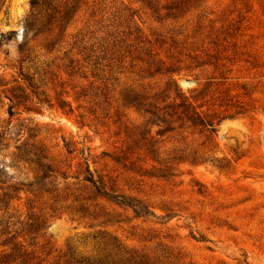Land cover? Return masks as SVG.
<instances>
[{
    "label": "rangeland",
    "instance_id": "374dc122",
    "mask_svg": "<svg viewBox=\"0 0 264 264\" xmlns=\"http://www.w3.org/2000/svg\"><path fill=\"white\" fill-rule=\"evenodd\" d=\"M0 264H264V0H0Z\"/></svg>",
    "mask_w": 264,
    "mask_h": 264
},
{
    "label": "trees",
    "instance_id": "16d2710c",
    "mask_svg": "<svg viewBox=\"0 0 264 264\" xmlns=\"http://www.w3.org/2000/svg\"><path fill=\"white\" fill-rule=\"evenodd\" d=\"M39 1H40V0H30V4H31V6H36V5L39 4ZM66 16H67V15H66ZM28 26H30V25L27 24V25H26V29H28ZM144 110H145L146 113H148V114H150V115H154V111H153L152 109L148 108V109H144ZM167 114L170 115V114H173V113H172V112H169V113H167ZM39 165H40L41 167H43V168H46L47 171H51V170L49 169V166H48V165H44V164L42 165V164H40V163H39ZM86 172L88 173V175L91 174L90 171H89V168H88V167H86ZM84 179L87 180V181H89V182H92V183H93V181H91V180L89 179V177H85Z\"/></svg>",
    "mask_w": 264,
    "mask_h": 264
}]
</instances>
